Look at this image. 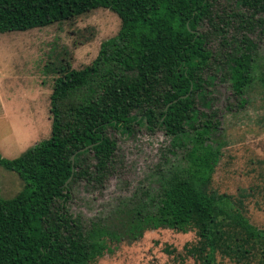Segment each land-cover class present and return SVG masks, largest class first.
Listing matches in <instances>:
<instances>
[{"label":"trees","instance_id":"1","mask_svg":"<svg viewBox=\"0 0 264 264\" xmlns=\"http://www.w3.org/2000/svg\"><path fill=\"white\" fill-rule=\"evenodd\" d=\"M234 1L232 13L246 29L251 21L264 24V0ZM213 2L0 0V32L71 19L96 7L119 18L117 32L100 42L88 64L74 68L65 60L56 69L48 136L15 157L0 155V165L22 180L13 196H0V264H90L159 227L194 231L197 239L187 249L194 264H214L225 225L233 236L238 229L244 240L264 242V229L248 220L242 200L211 186L224 141L207 87L217 76L228 81L231 110L244 106L254 81L264 85V64L250 37L232 41L221 34L224 48L210 49L200 24H213ZM135 124L160 128L176 158L148 185L119 197L106 219L84 223L66 207L73 184L101 187L117 148L107 128L130 133Z\"/></svg>","mask_w":264,"mask_h":264},{"label":"rangeland","instance_id":"2","mask_svg":"<svg viewBox=\"0 0 264 264\" xmlns=\"http://www.w3.org/2000/svg\"><path fill=\"white\" fill-rule=\"evenodd\" d=\"M213 24L203 21L210 49L224 48L225 39L250 37L257 48V61L264 64V24L251 21L246 29L232 11L234 0H214ZM242 11V10H240ZM119 18L106 7H96L79 16L24 30L0 32V155L12 158L34 142L48 136L50 128L49 93L56 69L65 60L74 68L88 64L100 42L114 35ZM222 29V30H220ZM264 75V70L261 71ZM206 97L217 109L224 144L214 168L211 186L218 192L241 199L244 214L264 229V85L254 81L247 90V102L231 110L228 81L215 77ZM232 105V104H231ZM197 106H202L198 103ZM107 133L116 141L112 173L101 187L83 181L72 186L66 207L84 223L104 220L121 196L152 182L158 170L176 157L166 148L169 137L158 127L148 129L135 124L130 133L113 127ZM22 187L18 174L0 165V196L11 197ZM214 264H264V242L244 240L242 231L230 232L223 226ZM230 232V233H229ZM227 235L229 238L227 240ZM197 239L193 230L175 231L166 227L146 229L132 242H122L112 253L90 264H194L187 249ZM238 243L240 248H238ZM228 244V245H226Z\"/></svg>","mask_w":264,"mask_h":264},{"label":"water","instance_id":"3","mask_svg":"<svg viewBox=\"0 0 264 264\" xmlns=\"http://www.w3.org/2000/svg\"><path fill=\"white\" fill-rule=\"evenodd\" d=\"M86 146H84V148H85ZM70 158H72V155H71V157Z\"/></svg>","mask_w":264,"mask_h":264}]
</instances>
